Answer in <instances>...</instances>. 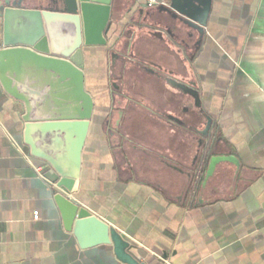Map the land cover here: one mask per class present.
Masks as SVG:
<instances>
[{"label": "crops", "instance_id": "crops-1", "mask_svg": "<svg viewBox=\"0 0 264 264\" xmlns=\"http://www.w3.org/2000/svg\"><path fill=\"white\" fill-rule=\"evenodd\" d=\"M163 1L114 0L110 48L85 54L95 108L69 197L146 264H264V0ZM119 42L124 68L109 56ZM22 112L0 86V264H125L111 244L81 246L65 230L54 172L23 143ZM205 116L216 152L238 165L193 179Z\"/></svg>", "mask_w": 264, "mask_h": 264}, {"label": "water", "instance_id": "water-1", "mask_svg": "<svg viewBox=\"0 0 264 264\" xmlns=\"http://www.w3.org/2000/svg\"><path fill=\"white\" fill-rule=\"evenodd\" d=\"M113 1L0 0V86L23 105L22 136L29 155L45 161L54 172L53 201L65 230L81 246L111 244L119 261L146 264L128 251L130 244L120 232L69 197L78 186L81 154L95 108L85 88L84 57L92 47L110 48L104 31ZM165 8L170 11L173 6ZM121 44L109 56L124 68L130 58ZM174 83L198 97L195 89ZM113 113L118 123L122 110ZM195 132L199 150L190 173L193 179L202 175L206 180L221 162L238 165L234 156L216 152L219 139L210 117L205 116L203 128ZM88 233L95 240L87 242Z\"/></svg>", "mask_w": 264, "mask_h": 264}, {"label": "built area", "instance_id": "built-area-1", "mask_svg": "<svg viewBox=\"0 0 264 264\" xmlns=\"http://www.w3.org/2000/svg\"><path fill=\"white\" fill-rule=\"evenodd\" d=\"M165 2L163 0H143V4L140 5V7L142 8H150V7H154V6H161L164 5ZM54 186L56 184H53ZM34 215L36 217V212H34Z\"/></svg>", "mask_w": 264, "mask_h": 264}]
</instances>
